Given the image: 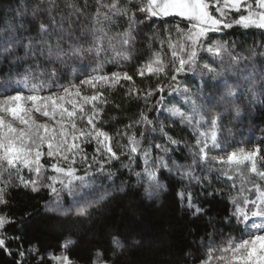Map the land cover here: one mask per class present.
Instances as JSON below:
<instances>
[{"label": "snow or ice", "instance_id": "snow-or-ice-1", "mask_svg": "<svg viewBox=\"0 0 264 264\" xmlns=\"http://www.w3.org/2000/svg\"><path fill=\"white\" fill-rule=\"evenodd\" d=\"M3 16L6 19L0 23V64H7L9 72L5 91L0 93V205L8 207L11 188L31 193L48 191L50 202L43 206L45 214L53 219H67L63 214L70 209L65 207L62 196L71 195L74 219L88 222L91 212L116 190L106 189L96 199H88L95 188L93 181L99 175L114 184L118 176L108 169L119 164L137 185L143 186L144 196L149 199L168 191L161 179L163 170L177 174L188 185L195 184L199 191L182 190L177 196L194 220L204 217L211 226L219 220L208 216L211 207L202 205L224 193L214 189L210 175L215 173L217 182L220 178L231 181L230 171L243 176L242 166L250 164L249 171L264 183V171L258 170V164L264 167V149L256 146L251 151L229 150L220 139L224 120L233 113L240 117L237 101L245 96L264 97V42L248 49L244 56L237 52L235 41L216 40L214 36L234 27L264 32V0H17ZM168 17H178L185 24L183 29L176 26L178 40L174 41L171 33L159 43H155V35L145 37L153 42L147 46L150 55L137 60L135 76L122 68L103 72L106 64L120 67L121 61H133L140 25ZM117 27L122 31L110 35V30ZM165 47L171 50L168 63L162 55ZM85 64L91 71L83 67ZM12 67L23 70L17 73L19 81H13ZM197 73L201 80L193 91L186 86V80ZM146 76H158L166 83L158 81L145 89L126 88V98L143 102L144 109L123 130L114 134L105 131L102 117L109 101L98 86L135 85L136 77L143 80ZM16 82H22L25 88L13 87ZM85 87L92 89L93 94H83ZM165 112L191 129L194 144L177 140L165 131L159 118ZM37 116L46 120L41 122ZM134 127L141 131L130 133ZM205 127L209 130H202ZM157 131L164 144L151 138ZM121 137L127 143L120 144ZM87 145H94L91 157L86 153ZM181 147L190 152L191 163L181 164L174 159ZM213 150L227 155H212ZM78 161L82 168L76 167ZM134 166L142 170L134 171ZM23 171L34 178H25ZM47 171L54 174L46 176L45 183L40 176ZM230 187L235 189L236 184ZM253 187L260 195L243 200V204L256 209L252 217L264 216V192L260 184ZM77 189L81 194H77ZM124 189L122 184L118 190ZM201 194L205 199L201 200ZM230 202L233 211L223 217L225 226L234 222L237 227L246 225L250 217L239 199L233 197ZM33 218L29 212L19 220L0 212V251L13 259V264H26L27 256L33 253L39 264H44L45 259L52 264H76L67 254L69 246L76 243L72 232L66 234L58 254L46 252L39 256L35 246L24 249L27 233L22 230ZM9 226H16L21 234L9 236ZM251 227L257 231L247 238L239 242L229 238L228 246L219 251L230 256L218 259L225 264H264V224L253 223ZM108 235L111 247L104 253L97 251L92 264H117L118 255H123L129 245L135 247L139 243L115 232ZM210 238L206 235V239ZM13 243L18 245L15 251L9 247ZM193 247L195 251L188 252L185 259H199L196 252L204 244L193 242ZM211 259L209 251L199 264H209Z\"/></svg>", "mask_w": 264, "mask_h": 264}, {"label": "trees", "instance_id": "trees-1", "mask_svg": "<svg viewBox=\"0 0 264 264\" xmlns=\"http://www.w3.org/2000/svg\"><path fill=\"white\" fill-rule=\"evenodd\" d=\"M24 2L32 3L34 0H24ZM92 2L93 0H89V3ZM16 4L17 0H0V23H3L4 19H6L3 16L4 12L10 6H15ZM25 23L33 26L30 20H26ZM119 23L123 24L124 21ZM177 25L181 29L185 27V24L178 17L156 18L140 25L141 35L137 37L139 43L135 46L133 61H121L120 67H116L111 63L106 64L103 72L111 73L122 68L130 75L135 76L137 60L150 55L147 46L153 42L146 40L145 37L155 35L157 38L155 43H159L171 33L173 40H178L179 37H177L175 31ZM121 31L122 29L117 27L111 29L109 34L115 36L116 33ZM214 36L216 40L235 41L237 52L244 56L248 55V49L264 42V32L256 28L245 30L242 27H234L225 29L222 33H216ZM115 43L118 46L119 40L117 39ZM162 55L165 63L171 60V50L167 47L162 50ZM259 66L260 63L258 62L256 65L257 69ZM83 67L87 71H91L90 68H87V64L83 65ZM22 71V69H17L16 67L11 68L13 81L20 80L17 73ZM8 72L9 66L0 64V93L5 91L4 84L8 81ZM72 78L75 79V77ZM182 79L184 78L182 77ZM200 80L201 77L198 73L191 75L186 80V86L195 91L196 83ZM158 81L166 83V79H161L158 76H146L143 80L136 77L135 85L125 84L123 87L117 85L112 88L103 85L98 86V90L103 91L109 101L108 106L104 108L102 117L104 130L110 134L123 130L125 125L138 118L139 112L144 109L143 102L126 98V88H151ZM75 82L79 83L78 80ZM13 87L23 90L25 85L22 82H16L13 83ZM206 91L211 92L213 90L206 89ZM82 92L85 95L93 94V90L87 87L83 88ZM173 103L176 104L177 102L173 101ZM237 104H239L241 109L240 117L237 118L233 113L231 117L224 120L223 134L220 136L222 146L229 150L240 148L253 150L256 146L264 149V97L252 98L245 96L242 100L237 101ZM177 106L179 105L177 104ZM149 115L151 118L152 114ZM159 118L164 123L165 131L169 135L177 140H183L189 145L195 143L191 129L184 124L176 122L178 118L170 117L166 112L161 114ZM40 119L38 120L41 122L46 120L43 117ZM47 122L49 124L52 123L50 120H47ZM78 125L81 127L85 126L81 122H78ZM202 130L208 131L209 128L205 127ZM131 131L138 133L141 129L134 127L129 130L130 133ZM151 138L154 139L155 143H165L158 131L152 133ZM119 142L120 144H125L127 140L121 137ZM113 143L115 146V140ZM93 149L94 145L86 146V153L89 157L92 156ZM155 154L154 151L153 155ZM210 154L226 156L227 152L218 153L213 150ZM261 155H264V151L261 152ZM174 159L181 164H188L191 163V154L188 149L181 147L180 151L175 153ZM140 164L141 161L138 160L137 165ZM76 167L82 168L83 165L78 161ZM249 169L250 164L242 166L243 176L240 173L230 171L229 175L233 176L231 181L220 178L219 182H217L215 173L209 176V179L213 182L214 189L224 193V195L210 200L206 205H202L211 207L212 211L208 213V216L219 220V223L211 226L208 225L204 217L194 220L191 214L181 206L177 196V193L182 190L194 193L199 191L195 184L188 185L182 182L177 174L163 170L161 179L167 185L168 191L161 193L159 197L149 199L144 196L143 186L137 185L135 179L130 178L128 172L120 168L119 164H115L114 167L108 169V171H112L118 176L114 184L109 180L102 179L99 175L93 181L95 188L92 190V195L87 197L88 199H96L99 193L106 189L116 190L111 191V195L91 212L92 218L88 222L74 219L75 212L72 209L74 197L71 195L62 196L65 207L70 209V212L63 214L67 219H53L46 215L43 206L45 203L50 202V193L48 191L31 193L23 189L11 188L7 196L9 205L8 207L0 205V212H7L17 220L23 217L26 212L33 214L34 218L30 225L22 230L27 233L23 239V247L28 249L30 246H35L39 256H45L46 252L58 254L61 251V245L66 234L72 232V239L76 243L69 246L67 254L76 261V264H92L97 251L104 253L111 247L108 234L115 232L120 234L121 238L129 237L139 242L138 246L129 245L128 250L123 255H118L117 264H199V260L207 258L209 251H212V259L209 264H225L218 257L222 255L227 257L230 256V253H224L219 250L228 246L227 241L229 238L233 242H239L248 237L245 231V224L237 227L234 222L230 227L225 226L223 217L233 211V205L230 201L233 197H237L241 202L240 206L247 211L251 218L252 212L256 209L251 204L244 205L243 200H252L259 196L253 187L254 184H260V190L264 192V183H261L259 177L251 173ZM133 170L141 171L142 168L134 166ZM258 170L264 171V167L258 164ZM199 173L200 169L197 168V174ZM53 174L50 171L43 172L40 179L46 183L45 177ZM21 175L25 178H34L29 177L27 171H23ZM13 176H15V173H13ZM4 178L6 179L7 176ZM12 182L13 184L16 183L14 179ZM232 183L236 184L235 189L230 187ZM122 184L125 185V189L124 191H119L118 189ZM77 194H81L80 189H77ZM203 199L205 197L201 194V200ZM36 213H39V215H36ZM7 233L9 236L21 234V232L17 231L16 226L7 227ZM192 233L196 234L193 235ZM206 235L211 238L206 239ZM193 242H196L197 245L204 244V247H201L199 252H196L199 259H185L188 252L195 251ZM9 247L15 251L18 245L13 243ZM0 264H13V259L5 256L3 251H0ZM26 264H39L38 256L35 253L28 255ZM44 264H52V261L45 259Z\"/></svg>", "mask_w": 264, "mask_h": 264}, {"label": "rangeland", "instance_id": "rangeland-1", "mask_svg": "<svg viewBox=\"0 0 264 264\" xmlns=\"http://www.w3.org/2000/svg\"><path fill=\"white\" fill-rule=\"evenodd\" d=\"M41 117H37V119H40ZM43 120V119H40ZM246 151H251V150H246ZM258 195H260V192H258ZM264 224V216H260V217H251L248 221V223L246 224V235L249 236L250 234H252L253 232H256L257 230L251 227V224Z\"/></svg>", "mask_w": 264, "mask_h": 264}]
</instances>
